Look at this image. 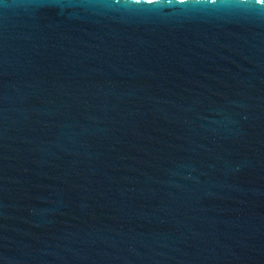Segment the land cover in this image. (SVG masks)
<instances>
[{"label": "water", "instance_id": "obj_1", "mask_svg": "<svg viewBox=\"0 0 264 264\" xmlns=\"http://www.w3.org/2000/svg\"><path fill=\"white\" fill-rule=\"evenodd\" d=\"M0 264H264V0H0Z\"/></svg>", "mask_w": 264, "mask_h": 264}]
</instances>
